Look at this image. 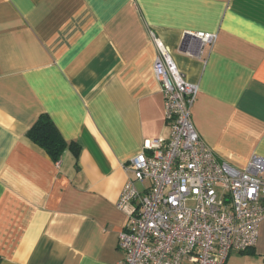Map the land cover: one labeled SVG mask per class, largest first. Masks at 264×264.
Listing matches in <instances>:
<instances>
[{
  "label": "crops",
  "instance_id": "obj_1",
  "mask_svg": "<svg viewBox=\"0 0 264 264\" xmlns=\"http://www.w3.org/2000/svg\"><path fill=\"white\" fill-rule=\"evenodd\" d=\"M154 37L198 85L192 120L217 156H264V0H0V264L123 259L126 165L170 135ZM42 113L78 156L28 137ZM226 264H264V218Z\"/></svg>",
  "mask_w": 264,
  "mask_h": 264
},
{
  "label": "built area",
  "instance_id": "obj_2",
  "mask_svg": "<svg viewBox=\"0 0 264 264\" xmlns=\"http://www.w3.org/2000/svg\"><path fill=\"white\" fill-rule=\"evenodd\" d=\"M186 37L213 44L217 34ZM154 40V73L170 135L147 140L126 165L134 176L117 202L128 214L118 237V264H226L233 250L256 245L264 218V156H253L244 168L217 156L192 120L198 85Z\"/></svg>",
  "mask_w": 264,
  "mask_h": 264
},
{
  "label": "trees",
  "instance_id": "obj_3",
  "mask_svg": "<svg viewBox=\"0 0 264 264\" xmlns=\"http://www.w3.org/2000/svg\"><path fill=\"white\" fill-rule=\"evenodd\" d=\"M28 137L43 148L54 161L60 160L67 148L73 149L76 156L80 146L76 142H68L48 113H42L27 132Z\"/></svg>",
  "mask_w": 264,
  "mask_h": 264
},
{
  "label": "rangeland",
  "instance_id": "obj_4",
  "mask_svg": "<svg viewBox=\"0 0 264 264\" xmlns=\"http://www.w3.org/2000/svg\"><path fill=\"white\" fill-rule=\"evenodd\" d=\"M137 186L140 188L141 186L139 184H137Z\"/></svg>",
  "mask_w": 264,
  "mask_h": 264
}]
</instances>
